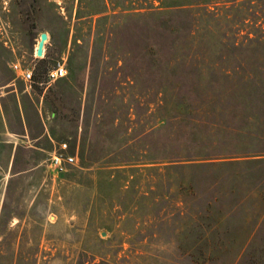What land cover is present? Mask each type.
<instances>
[{
  "label": "rangeland",
  "instance_id": "rangeland-1",
  "mask_svg": "<svg viewBox=\"0 0 264 264\" xmlns=\"http://www.w3.org/2000/svg\"><path fill=\"white\" fill-rule=\"evenodd\" d=\"M143 5L0 0V264H264V114L217 102L231 49L210 47L213 70L170 54ZM62 60L25 87L22 69ZM184 99L219 154L175 165L160 156Z\"/></svg>",
  "mask_w": 264,
  "mask_h": 264
},
{
  "label": "trees",
  "instance_id": "trees-1",
  "mask_svg": "<svg viewBox=\"0 0 264 264\" xmlns=\"http://www.w3.org/2000/svg\"><path fill=\"white\" fill-rule=\"evenodd\" d=\"M146 2L147 6H141L146 11L140 10L138 13L152 16L155 33L168 32L170 42L167 49L170 54H178L196 63L203 59L204 66H210L213 70L210 47L219 45L231 49L230 54L221 52L219 58L227 59L229 54L234 64L224 68L218 76L209 77L219 89L223 88L216 94L222 109L250 111L260 116L264 114V0ZM156 43H159L158 39ZM241 48L260 49L261 52L241 55L236 51ZM200 73L197 78L202 83ZM208 101L213 103L215 100L211 97ZM179 104V128L164 139L160 158L181 165L186 161L197 163L216 157L214 155L219 153L214 148L217 146L213 147L209 140L211 131L207 115L203 113L208 110L203 109L202 104L192 105L187 99ZM246 119L247 115L242 126L247 125Z\"/></svg>",
  "mask_w": 264,
  "mask_h": 264
},
{
  "label": "built area",
  "instance_id": "built-area-1",
  "mask_svg": "<svg viewBox=\"0 0 264 264\" xmlns=\"http://www.w3.org/2000/svg\"><path fill=\"white\" fill-rule=\"evenodd\" d=\"M65 62V60L58 61L54 65L48 67L44 73V77L41 79L35 76L33 68L26 67L20 71L21 79L28 90L33 89L36 84L47 87L52 81L59 79L66 74L67 67ZM51 161L55 168H61L64 162L73 163L74 158L71 155H63L62 153L53 152L51 154Z\"/></svg>",
  "mask_w": 264,
  "mask_h": 264
},
{
  "label": "water",
  "instance_id": "water-1",
  "mask_svg": "<svg viewBox=\"0 0 264 264\" xmlns=\"http://www.w3.org/2000/svg\"><path fill=\"white\" fill-rule=\"evenodd\" d=\"M40 37H39V40H38V43L36 44V54L39 55V56H43V52H44V43H45V40L47 39L48 37V34L46 31H41L39 33Z\"/></svg>",
  "mask_w": 264,
  "mask_h": 264
}]
</instances>
